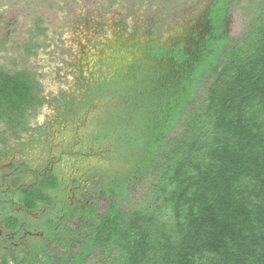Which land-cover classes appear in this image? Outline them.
I'll return each instance as SVG.
<instances>
[{"label": "trees", "instance_id": "trees-1", "mask_svg": "<svg viewBox=\"0 0 264 264\" xmlns=\"http://www.w3.org/2000/svg\"><path fill=\"white\" fill-rule=\"evenodd\" d=\"M243 3L211 0L189 42L144 48L157 64L147 75L132 70L126 84L116 71L90 88L93 99L133 82L132 93L149 104L134 103L130 115L143 126L121 123L126 152L78 210L87 221L73 236L79 251L61 237L67 253L44 264H87L96 250L97 264H264V0H246L250 23L234 38L229 17ZM41 92L30 71L0 69V123L16 137L29 109L45 102ZM41 191L27 194L30 208L46 201ZM102 197L108 205L98 212Z\"/></svg>", "mask_w": 264, "mask_h": 264}, {"label": "rangeland", "instance_id": "rangeland-1", "mask_svg": "<svg viewBox=\"0 0 264 264\" xmlns=\"http://www.w3.org/2000/svg\"><path fill=\"white\" fill-rule=\"evenodd\" d=\"M210 1L0 0V69L30 71L45 99L42 105L29 109L27 129L18 138L24 133L22 138L26 139L31 126L50 123L67 103L84 106L91 90H97L101 81L112 78L118 71L126 84L132 70H138L142 77L147 75L157 64L146 58L144 48L153 43L189 42L190 31L200 27L201 13ZM241 1L244 3L233 8L228 22L234 38L242 36L250 23L249 15L243 10L246 0ZM35 43L39 47L31 55L27 54L26 45ZM137 61L139 67L133 65ZM130 84L125 91L115 88L89 98V109L95 108L87 126L92 128L93 114H97L99 119L96 117L95 125L109 127L110 145L118 146L124 153L126 143L118 140L124 132L121 123L126 122L127 128L135 126L139 115L132 117L130 109L134 103H142L143 109L149 104L148 97H136L132 93L134 83ZM112 115L116 116L110 121ZM1 133L11 142L15 141L7 123H0ZM91 158L94 159L89 161L91 165L98 163L99 157ZM147 187L148 178H144L134 189L137 199L145 194ZM43 197L46 198L44 194ZM97 202L99 211L103 212L108 205L106 198ZM129 203L134 204V200L130 199ZM100 254L96 250L87 264H97Z\"/></svg>", "mask_w": 264, "mask_h": 264}, {"label": "flooded vegetation", "instance_id": "flooded-vegetation-1", "mask_svg": "<svg viewBox=\"0 0 264 264\" xmlns=\"http://www.w3.org/2000/svg\"><path fill=\"white\" fill-rule=\"evenodd\" d=\"M87 100L84 106L67 103L50 123L31 126L26 139L13 133L11 142L0 134V264H44L67 253L61 237L79 251L73 236L87 221L78 210L98 197L93 183L107 180L124 154L110 145V128L95 125L97 114L87 126L95 108ZM93 156L99 160L91 165ZM39 189L46 201L30 208L27 194Z\"/></svg>", "mask_w": 264, "mask_h": 264}]
</instances>
